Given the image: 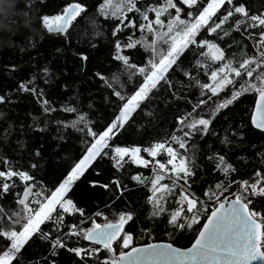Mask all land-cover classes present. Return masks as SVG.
Returning a JSON list of instances; mask_svg holds the SVG:
<instances>
[{"label": "snow or ice", "instance_id": "snow-or-ice-1", "mask_svg": "<svg viewBox=\"0 0 264 264\" xmlns=\"http://www.w3.org/2000/svg\"><path fill=\"white\" fill-rule=\"evenodd\" d=\"M93 8L96 14L90 16L85 0H61L39 21L46 43L59 45L58 55L70 51L73 39L87 33L89 26L100 35L95 31L96 16L112 22L111 61L116 71L94 73L108 90L104 100L112 111L97 127L89 112L61 106L59 111L75 118L56 121L58 129L78 133L83 147L50 187L34 174L37 163L23 168L0 155V201L7 200L13 208L3 213L0 205V264H57L61 251L69 259L74 256L75 264H264V144L256 152L259 166L247 179L231 178L237 168L225 151L245 141L256 149L253 140L264 141V11L253 12L246 0H155L143 6L139 0H102ZM137 27L139 39L119 38L125 29ZM137 46L144 52L140 60L124 54ZM73 55L88 60L84 52ZM42 76L47 83L48 68L42 69ZM36 79L21 81L17 90L34 97L43 114L55 113L43 90L37 89ZM190 89L198 90L195 101L188 98ZM161 90L185 104V110L174 116L173 130L146 147L117 143L132 127L134 113L158 99ZM249 93L254 104L237 122L235 110ZM10 102V97L0 95V104ZM225 110L232 123L220 138L214 126L227 123L221 121ZM11 128L9 124L0 140L8 142ZM208 138L218 139L223 147L202 144ZM33 155L40 157V150ZM104 161L111 165L107 170L111 179L91 180L89 185L111 189L110 199L88 213L74 200V186ZM131 165L150 169L151 175L129 172ZM205 169L217 173L206 184L200 180ZM124 179L147 189L143 220L140 212L116 205L129 192ZM156 229L168 241L156 240ZM144 237L146 242L137 243ZM180 239L188 243L181 245ZM34 245L43 254L26 260Z\"/></svg>", "mask_w": 264, "mask_h": 264}, {"label": "trees", "instance_id": "trees-1", "mask_svg": "<svg viewBox=\"0 0 264 264\" xmlns=\"http://www.w3.org/2000/svg\"><path fill=\"white\" fill-rule=\"evenodd\" d=\"M85 2L90 9L89 15L94 16L96 11L93 5L98 6L102 0H85ZM154 2L155 0H139L141 6ZM246 2L253 12L264 11V0H246ZM43 3H47L49 7L44 8L41 0H0V95H7L11 98L10 103L0 104V112L4 113V117L0 119V135L4 133L9 124L12 125L9 129L8 142L0 140V155H6L10 161L23 168H27L30 162L37 163L38 169L34 174L38 180H42L50 187L71 163V157L83 147L78 133L71 128L58 129L56 121H69L75 118V114L64 113L59 109L62 105L80 108L89 112L90 118L97 127L101 126L105 122V119L101 117L110 113L112 109L105 105L104 97L109 94L108 90L94 76V73L101 69L116 71V68L111 61L110 41L113 39L111 27L114 26L111 21H106L103 16H96L95 31L100 35H95L89 26L87 33L82 31L79 39H73L70 51L65 52L64 55H58L55 47L59 45L49 46L46 43L47 34L41 29L39 17L50 12L52 4H60L61 0H43ZM129 17L140 21L138 15L133 17L129 14ZM130 36L139 39V28L125 29L119 38L126 41ZM32 42L36 44V47H32ZM242 43L249 42L242 41ZM232 51L236 49L233 48ZM79 52H84L88 60L80 61L77 56L73 55ZM124 54L129 55L135 61L144 56L143 49L139 46L136 49H125ZM45 67L50 72L47 83L42 76V69ZM105 74L107 75L108 72ZM33 76L37 77V89H42L44 92L43 98L49 100L51 106L57 109L55 113L43 114L34 97L17 90L21 81L27 83ZM127 90H131V85ZM158 96L159 98H154L150 105L134 113L135 119L132 121V127L119 137L117 143L128 145L139 143L142 147H146L150 142L164 138L173 130L174 116L178 111L182 113L185 110V104L183 101H174L171 96L165 95L163 90ZM246 96L247 98H242L243 102L235 110L237 122L254 104L253 95L249 93ZM197 97L198 90L190 89L188 98L195 101ZM89 104L93 105V109L88 108ZM147 111H151L153 115H146ZM33 117L37 118L36 123L33 122ZM221 121H227V123L216 124L214 130L220 138H223L227 124L232 123L228 119L226 110ZM61 135L63 139L58 138ZM19 142L23 143V148L19 147ZM253 143L257 145L256 149H253L246 141L239 143L238 146L230 145L228 149H225L228 161L237 168L232 179H247L259 166V157L256 156V152L260 150V145L264 144V141L253 140ZM202 144H211L213 149L223 147L219 140L214 141V138H208L202 141ZM37 149L40 150V157L33 155ZM142 155L150 159L147 154L142 153ZM110 167L107 161L101 162L97 167L88 170L74 186L72 196L79 206L85 208L86 212L91 213L98 206L102 208L104 203L110 199L111 189L106 191L99 186L93 188L89 185L91 180L106 183L108 179H111L107 176V170ZM2 168L3 165H0V169ZM137 171L145 176L151 175L150 169L136 165L129 167V172ZM113 173L119 177L115 170ZM215 178H217V173H210L208 169L200 174V180L205 184ZM123 183L128 186L129 192L124 198L116 201L117 207H130L140 212V219L143 220L148 211V206L144 203L147 189L128 179H124ZM193 187L195 189L199 185ZM0 205L8 211L13 210L7 200L0 201ZM142 226L143 224L138 225L136 230L139 231V227ZM154 236L156 240L168 241L169 239L160 229L154 230ZM146 241L147 237H144L138 239L137 243ZM187 243L186 239L179 240L181 245ZM42 254V250L34 245L28 249L25 259L33 260ZM68 257L69 254L61 251L55 259L57 264H75L76 258L73 256L69 259Z\"/></svg>", "mask_w": 264, "mask_h": 264}, {"label": "rangeland", "instance_id": "rangeland-1", "mask_svg": "<svg viewBox=\"0 0 264 264\" xmlns=\"http://www.w3.org/2000/svg\"><path fill=\"white\" fill-rule=\"evenodd\" d=\"M11 211H8L7 209H3V213H9ZM0 215H2V213H0Z\"/></svg>", "mask_w": 264, "mask_h": 264}, {"label": "water", "instance_id": "water-1", "mask_svg": "<svg viewBox=\"0 0 264 264\" xmlns=\"http://www.w3.org/2000/svg\"><path fill=\"white\" fill-rule=\"evenodd\" d=\"M254 264H255V262H254Z\"/></svg>", "mask_w": 264, "mask_h": 264}]
</instances>
